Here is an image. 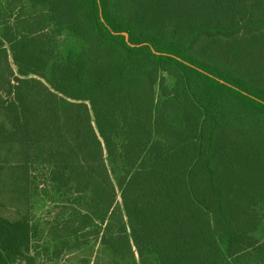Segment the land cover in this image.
<instances>
[{
  "label": "trees",
  "instance_id": "trees-1",
  "mask_svg": "<svg viewBox=\"0 0 264 264\" xmlns=\"http://www.w3.org/2000/svg\"><path fill=\"white\" fill-rule=\"evenodd\" d=\"M4 15L0 264H264V90L234 73L264 46V0H0ZM64 30L79 53L59 52Z\"/></svg>",
  "mask_w": 264,
  "mask_h": 264
},
{
  "label": "rangeland",
  "instance_id": "rangeland-1",
  "mask_svg": "<svg viewBox=\"0 0 264 264\" xmlns=\"http://www.w3.org/2000/svg\"><path fill=\"white\" fill-rule=\"evenodd\" d=\"M175 14H179V7H175ZM6 19V16L4 15L1 17V21H4ZM57 41H58V50L60 53H63L64 55H69V53H79L82 49L81 47V42L79 40H76L69 36L67 32L64 30L62 32V35L59 34L57 35ZM197 44V43H196ZM215 46V45H214ZM197 48V45L194 46ZM253 47V46H251ZM215 49V50H213ZM200 55H203V52H199ZM214 54L217 55V58L214 57ZM240 57L242 59V63L237 61L236 63V68L241 67L240 69L234 70V73H237L238 77H241L243 79H247L248 76L244 74H240L241 72H247L254 70L255 73L260 74V88L264 90V46L261 48L258 47V50H253V48L249 49H242L240 53ZM209 56L210 58L209 61L213 66L215 67V64H224V70L229 72L230 70H233L234 67L230 66L229 60V51L227 48L224 49H219V47L215 46V48L212 46V48L209 49ZM231 56V55H230ZM165 83L169 86L170 89H173L175 86V78L165 74ZM259 84V83H258ZM226 103L225 105V114L229 117L232 118H237L239 115L244 114V110L242 109L241 105L236 103L235 101H229L228 97L226 94H224ZM173 101V104L180 105V106H185V103L187 102L186 98L183 96H180L173 92L171 94V98ZM3 212L6 214V216H14L16 215L13 210L10 209H3Z\"/></svg>",
  "mask_w": 264,
  "mask_h": 264
},
{
  "label": "water",
  "instance_id": "water-1",
  "mask_svg": "<svg viewBox=\"0 0 264 264\" xmlns=\"http://www.w3.org/2000/svg\"><path fill=\"white\" fill-rule=\"evenodd\" d=\"M120 35L124 36L125 37V40L127 43H129L131 46L135 47L136 45H133L130 43V37H129V34L126 33V32H122V33H119Z\"/></svg>",
  "mask_w": 264,
  "mask_h": 264
}]
</instances>
